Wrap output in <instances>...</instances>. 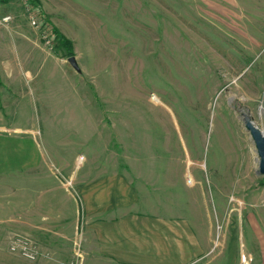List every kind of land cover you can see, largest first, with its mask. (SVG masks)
Returning a JSON list of instances; mask_svg holds the SVG:
<instances>
[{
  "label": "rangeland",
  "instance_id": "374dc122",
  "mask_svg": "<svg viewBox=\"0 0 264 264\" xmlns=\"http://www.w3.org/2000/svg\"><path fill=\"white\" fill-rule=\"evenodd\" d=\"M0 11L55 55L34 88L48 111H66L35 109L31 131L17 133L31 138L41 166L0 174V225L21 224L11 252L37 260L12 246L37 248L25 238V210L46 200L44 187L63 189L84 214L77 185L86 175L125 173L149 197L171 183L173 208L199 233L208 211L215 240L222 222L251 221L264 175L244 117L264 131V0H9Z\"/></svg>",
  "mask_w": 264,
  "mask_h": 264
},
{
  "label": "crops",
  "instance_id": "0c3cea01",
  "mask_svg": "<svg viewBox=\"0 0 264 264\" xmlns=\"http://www.w3.org/2000/svg\"><path fill=\"white\" fill-rule=\"evenodd\" d=\"M5 14L0 11V174L33 172L43 157L34 155L30 137L23 139L17 132L31 131L35 109L43 117L52 111L61 117L66 111H48V99L34 88V83L45 81L48 63H57L55 55L32 28L18 26L17 17L8 24L1 22ZM67 115L77 117V111L69 109ZM83 179L77 189L85 199L84 214L74 197L55 187L48 193L42 189L48 197L41 204L27 202L24 233L37 247L36 261L9 248L11 233L21 230V224L1 223L0 229L11 230L9 235L0 231V264H66L74 257L81 264H241L248 255L251 264H264V189L252 194L260 198L251 221L222 222L215 240L208 211L199 233L190 213L173 208L176 195L171 183L154 185V196L149 197L125 173ZM165 188L169 190H158ZM184 200L188 204L187 197Z\"/></svg>",
  "mask_w": 264,
  "mask_h": 264
},
{
  "label": "water",
  "instance_id": "95a60500",
  "mask_svg": "<svg viewBox=\"0 0 264 264\" xmlns=\"http://www.w3.org/2000/svg\"><path fill=\"white\" fill-rule=\"evenodd\" d=\"M69 62L75 69L79 70V65L74 56L69 58ZM244 124L250 132L256 146L258 154V172L264 175V132L248 115L244 117Z\"/></svg>",
  "mask_w": 264,
  "mask_h": 264
},
{
  "label": "built area",
  "instance_id": "2783aa9c",
  "mask_svg": "<svg viewBox=\"0 0 264 264\" xmlns=\"http://www.w3.org/2000/svg\"><path fill=\"white\" fill-rule=\"evenodd\" d=\"M11 18L10 15H5L3 18H2V21L3 22H7L9 21ZM30 20H31V23L36 26V27H39V21L37 20V18L33 15L30 16ZM43 38L45 39V43H50V39L48 38V35L47 33H44L43 34ZM17 248H20V251L22 252V254L24 256H26L27 258H30V259H36L38 253H37V248L33 247L31 244L25 242L23 243L21 246L20 245H13L12 246V249L16 250ZM243 264H249L248 262V259L247 257H243Z\"/></svg>",
  "mask_w": 264,
  "mask_h": 264
},
{
  "label": "trees",
  "instance_id": "16d2710c",
  "mask_svg": "<svg viewBox=\"0 0 264 264\" xmlns=\"http://www.w3.org/2000/svg\"><path fill=\"white\" fill-rule=\"evenodd\" d=\"M7 1H9V0H0V2H7Z\"/></svg>",
  "mask_w": 264,
  "mask_h": 264
},
{
  "label": "bare ground",
  "instance_id": "6f19581e",
  "mask_svg": "<svg viewBox=\"0 0 264 264\" xmlns=\"http://www.w3.org/2000/svg\"><path fill=\"white\" fill-rule=\"evenodd\" d=\"M256 124V123H255ZM257 125V124H256ZM264 132V131H263Z\"/></svg>",
  "mask_w": 264,
  "mask_h": 264
}]
</instances>
